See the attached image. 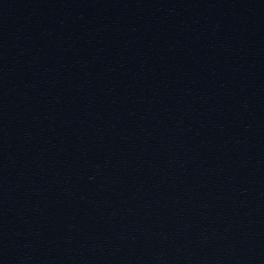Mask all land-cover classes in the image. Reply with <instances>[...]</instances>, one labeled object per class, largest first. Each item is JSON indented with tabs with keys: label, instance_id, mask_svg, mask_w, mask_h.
Instances as JSON below:
<instances>
[{
	"label": "water",
	"instance_id": "water-1",
	"mask_svg": "<svg viewBox=\"0 0 264 264\" xmlns=\"http://www.w3.org/2000/svg\"><path fill=\"white\" fill-rule=\"evenodd\" d=\"M0 264H264V0H0Z\"/></svg>",
	"mask_w": 264,
	"mask_h": 264
}]
</instances>
